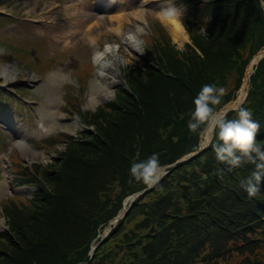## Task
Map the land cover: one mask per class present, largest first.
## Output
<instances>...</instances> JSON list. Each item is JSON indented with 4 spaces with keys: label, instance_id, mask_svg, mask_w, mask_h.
Listing matches in <instances>:
<instances>
[{
    "label": "trees",
    "instance_id": "1",
    "mask_svg": "<svg viewBox=\"0 0 264 264\" xmlns=\"http://www.w3.org/2000/svg\"><path fill=\"white\" fill-rule=\"evenodd\" d=\"M173 3L182 9L180 21L191 42L184 51L153 22L145 41L149 62L124 71L126 88L117 89L112 101L92 112L80 108L81 95L69 96L66 116L92 131L30 142L37 149L55 151L60 144L64 149L56 152L54 164L17 170L16 186L33 185L37 191L31 200L8 196L2 202L8 230L0 234V264H264V177L255 196L245 190L256 165L232 168L217 160L211 146L176 163L197 150L199 134L187 124L202 85L225 89L219 109L234 97L246 66L264 48V9L260 0ZM7 19L0 16V22ZM36 54L35 70L47 69L50 61ZM20 105L0 88V111L18 112ZM241 106L253 111L260 125L256 139L264 144V57ZM23 115L30 124L32 115ZM0 148L8 147L2 142ZM154 152L167 174L137 196L101 238L126 198L148 186L130 180L131 164ZM31 218L36 224L30 228Z\"/></svg>",
    "mask_w": 264,
    "mask_h": 264
},
{
    "label": "rangeland",
    "instance_id": "2",
    "mask_svg": "<svg viewBox=\"0 0 264 264\" xmlns=\"http://www.w3.org/2000/svg\"><path fill=\"white\" fill-rule=\"evenodd\" d=\"M173 6L181 15L182 9L174 3ZM163 7H165L164 0H0V14L10 17L7 21L0 23V88L7 91L9 86H13L11 94L21 103L17 108L18 112L0 111V136L8 131L3 136L4 140L0 139V143L5 142L8 147L3 151L0 148V222L2 223L0 234L8 230L7 218L2 210L4 199L7 196H16L25 201L31 200L37 191L36 186L30 185L27 186L30 189L28 193H13L17 170L22 166L31 171L32 164H41L44 167L54 164L56 152L64 149V144L58 145L55 151L37 149L30 142H40L57 133L76 137L77 133L83 130H93L92 126L66 118L65 105L68 103L69 96L78 98V95H81L80 108L92 112H95L100 105L112 101L116 97L117 89L122 87V80H125L124 71L127 68H142L144 63L149 62L145 54L147 51L145 41L146 37L151 36L153 32V22H160V26L166 31L177 50L184 51L185 45L191 43L189 37L181 47L174 43L168 30L158 18V13ZM262 7L264 9V5ZM118 14L124 21L121 30L118 29L115 21ZM201 31L204 30L201 29ZM128 35L136 38L137 46L135 45L134 48L123 41V36ZM96 46L100 50L106 47L116 48V53L120 55L122 61L118 65L119 82L114 86L110 97L106 100L89 102L85 96L94 78L93 51ZM33 52L35 54L32 55ZM36 53L44 54L42 58L46 62L50 61L47 69L35 70L34 66L40 63ZM32 57L38 60L34 61ZM3 61L12 63L17 69L12 71L1 67L4 65ZM88 62L93 66L91 72ZM258 63L253 65V70ZM25 68L29 69V72H26ZM246 69L241 86L234 91V97L223 106L236 101L244 85H246V93L238 107L246 101L250 90V77L245 80ZM20 85L24 89L23 95L18 93L22 91L19 88ZM95 97L97 99V96ZM14 102L16 101L12 99V107L15 105ZM238 107L233 110L236 111ZM23 114L32 115L30 124L26 123ZM201 136L199 135L197 150ZM19 140L27 144L32 150V155L26 157L20 152L16 147ZM203 146L209 148L211 145L207 143ZM167 168L162 166V173L166 172ZM9 172L13 186L8 177ZM32 216L35 219V216ZM33 219L30 220V228L36 224ZM102 231L100 237L104 238L108 232L107 226Z\"/></svg>",
    "mask_w": 264,
    "mask_h": 264
},
{
    "label": "clouds",
    "instance_id": "3",
    "mask_svg": "<svg viewBox=\"0 0 264 264\" xmlns=\"http://www.w3.org/2000/svg\"><path fill=\"white\" fill-rule=\"evenodd\" d=\"M261 2L264 3V0ZM164 4L160 15L179 21L180 12L173 6L172 0H164ZM224 92L225 89L216 83L202 85L192 100L193 107L187 128L191 133L206 136L218 161L227 163L232 168L242 167L247 162L254 163L256 170L245 182V190L249 196H255L259 191L258 182L264 177V144L256 139L260 125L253 119V111L248 107H238L232 118L218 112L217 106L221 104ZM161 175L159 152L134 161L129 168L131 181L148 186L157 183Z\"/></svg>",
    "mask_w": 264,
    "mask_h": 264
},
{
    "label": "bare ground",
    "instance_id": "4",
    "mask_svg": "<svg viewBox=\"0 0 264 264\" xmlns=\"http://www.w3.org/2000/svg\"><path fill=\"white\" fill-rule=\"evenodd\" d=\"M264 5V3H262ZM122 9H120L121 11ZM158 18L161 23L168 30L172 40L174 43L178 44V46H183L185 42L188 41V35L184 28L182 27L180 21L175 20L172 17H162L160 12L158 13ZM115 21L118 25V29H122L123 19L118 14L115 17ZM117 30V29H116ZM123 41L126 45L133 47L136 45V38L133 35L123 36ZM259 57H255L247 68L246 79L250 77V74L253 69V65H255L258 61ZM93 61L95 64L94 78L91 81L89 88L86 92V98L89 102H96L97 100H106L110 97L114 86L119 82L118 79V65L119 62L122 61L120 55L116 53L115 49H109L106 47L105 49H98V46L95 47L93 51ZM3 68H9L12 71L16 69L11 65H3ZM246 85L243 86V89L240 90L237 100L232 104V106L238 105L245 95ZM97 96V99L96 97ZM96 99V100H95ZM91 100V101H90ZM95 100V101H94ZM223 113L224 112H220ZM202 142L204 145L208 143V140L205 135H202ZM16 147L20 150V152L29 157L32 155V150L27 146V144L23 140H19L16 143ZM7 177V176H6ZM30 191L29 188L18 187L14 189L15 193H28ZM2 228V223L0 222V230Z\"/></svg>",
    "mask_w": 264,
    "mask_h": 264
},
{
    "label": "water",
    "instance_id": "5",
    "mask_svg": "<svg viewBox=\"0 0 264 264\" xmlns=\"http://www.w3.org/2000/svg\"><path fill=\"white\" fill-rule=\"evenodd\" d=\"M257 56L259 57V59H258L257 62H259V60H260L261 58H263V56H264V48H263L261 51H259V52H258V53L252 58V60H253L255 57H257ZM252 60L250 61V63L252 62ZM250 63H249V65H250ZM249 65L247 66V68L249 67ZM246 70H247V69H246ZM245 93H246V92H245ZM234 102H235V101H234ZM234 102H231L230 104L223 106L221 109L218 110V112H224V114H226L228 111L233 110V109H236V108L238 107V105H236V106H232V104H233ZM205 148H206V146H203V143H202V136H201V141H200V144H199V148H198V150H197L196 152H194V153L189 154L188 156L183 157L181 160L177 161L176 163L181 162V161H183V160H186V159H188V158H191L192 156H195L196 154H199V153H200L203 149H205ZM176 163H174L172 166H175ZM166 174H167V172H163L162 175H161V177H160V179L158 180V182H159V181H160V180H161ZM158 182H157V183H158ZM157 183H155L154 185H156ZM152 187H153V185H152V186H147L146 189H144V190H142V191H140V192H137V193H135V194L129 196V197L124 201L122 211H121L116 217H114L113 219H111V220L108 222V225H107L108 232L105 234V236H106V235L110 232V230L112 229L111 226H112V225H115L120 219H122V218L125 216L126 212L128 211V209H129V207H130V204L135 200V198H136L137 196H139L140 194H144V193L148 192ZM105 236H104V237H105ZM95 247H96V246H93V247L91 248V250H90V255L93 254V251H94Z\"/></svg>",
    "mask_w": 264,
    "mask_h": 264
}]
</instances>
